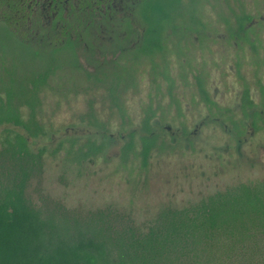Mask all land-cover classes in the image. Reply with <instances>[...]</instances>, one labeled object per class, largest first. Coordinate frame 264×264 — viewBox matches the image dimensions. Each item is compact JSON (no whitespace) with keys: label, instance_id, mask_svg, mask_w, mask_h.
<instances>
[{"label":"trees","instance_id":"16d2710c","mask_svg":"<svg viewBox=\"0 0 264 264\" xmlns=\"http://www.w3.org/2000/svg\"><path fill=\"white\" fill-rule=\"evenodd\" d=\"M30 1L33 7L37 0H0V125L13 124L26 132L5 129L0 140V264H264V178L226 185L183 206L164 204L141 223L114 204L71 207L50 194L44 186L45 150H33L28 141V136L44 132L42 93L56 80L68 84L75 94L104 91L108 118L98 115L95 98L90 96L81 115L90 125L107 129L118 119L127 127L131 116L126 95L138 90L141 68L150 81L148 97L141 105L139 129L130 130L121 146L123 166L136 159L147 168L152 150L167 145L160 140L154 119L173 112L183 116L178 81L199 96L211 115L222 117L242 135L244 118L254 125L264 121V57L250 38L254 26L247 25L253 16L222 13L228 39H235L241 51L236 62L243 115L239 118L211 96L204 65L197 66L193 58L182 63L178 57L177 69L172 71L168 60L181 49L168 47L179 25L169 11L180 0H142L144 32L133 63H129L133 51L127 48L105 63L97 61L95 69L78 57L91 50L82 41H89L93 22L88 14L78 13L88 12L90 0H79L77 5L69 0L68 6L54 0L59 12L52 20L29 12ZM66 7L69 11L63 12ZM182 18L187 23L180 24H189L186 30L200 23L193 12ZM199 35L205 41L204 30ZM242 41L253 48L251 78L244 71ZM253 86L259 92L258 102L251 96ZM165 96L168 100H163ZM103 149L104 142L93 137H69L57 144L54 153L64 151L63 164L70 170Z\"/></svg>","mask_w":264,"mask_h":264},{"label":"rangeland","instance_id":"374dc122","mask_svg":"<svg viewBox=\"0 0 264 264\" xmlns=\"http://www.w3.org/2000/svg\"><path fill=\"white\" fill-rule=\"evenodd\" d=\"M228 2L232 4L230 0ZM243 2L255 11L251 24L254 32L250 38L264 57V0ZM209 3L205 7L208 10L213 8ZM205 13L211 38H208L207 45L199 48L193 37L191 56L197 57L194 61L197 66H205L213 99L230 107L240 118L243 115L236 62L241 51L228 39L226 23L220 12ZM243 44L244 71L251 78V69L255 67L251 59L253 48L249 42ZM81 61L91 66L93 60L83 53ZM139 72L138 90L128 91L126 95L131 124L125 128L118 119H113L107 129H100L81 118L90 96L95 98L98 115L102 119L108 118V102L104 100L103 90H94L92 95L75 94L68 84L63 86L62 81H50L52 87L42 93L44 132L37 137L28 136L33 150H45L44 186L50 194L71 207L95 208L114 204L130 211L137 221L146 223L164 204L183 206L226 185L264 178V121L254 125L251 119L244 118L245 131L239 135L231 123L211 115L199 96L181 81H178V94L183 116L177 117L173 112L167 117L154 119L156 132L167 145L152 150L147 168H142L136 159L123 166L121 146L130 130L139 129L141 105L148 97L149 77L142 68ZM261 76L264 81V65ZM251 96L255 102L259 101V92L254 86ZM5 129L26 134L19 126L3 124L0 125V140ZM69 137L81 140L93 137L104 142V149L83 166L65 170V153L63 150L54 153V148Z\"/></svg>","mask_w":264,"mask_h":264},{"label":"flooded vegetation","instance_id":"af4514ba","mask_svg":"<svg viewBox=\"0 0 264 264\" xmlns=\"http://www.w3.org/2000/svg\"><path fill=\"white\" fill-rule=\"evenodd\" d=\"M74 4L79 0H72ZM178 7L170 9L169 12H174L173 15L176 18V22L179 23L177 34H173L170 37L168 47L171 49H181L180 54L172 53L170 59L168 60L169 64L172 66V71L177 68L174 67L178 63V57H181L182 63H187L193 58V62L197 58L196 56H191V50L194 48L192 45V39L196 41V45L199 48H202L204 44L207 45L209 37V24L207 22V17L205 12H220V17L224 20L222 13L225 12V16H232L231 12H248L253 17L251 21L247 22L249 26H252L254 20V14L243 0H180ZM214 1V2H212ZM63 6L65 4L69 5V0H58ZM209 2H212L209 3ZM64 3V4H63ZM91 6H88V12L83 10L79 12L86 13L89 16L92 25L89 28V41H82V44L88 48H91L89 52H86L87 55L93 60L92 65L88 66L86 63L82 62L84 65H87L91 69H95L94 65L98 64L97 61L105 63L106 59L116 58L122 53L123 49L130 48L133 51L129 56V63H133V55L137 52L134 49L139 45L143 38L144 27L140 19L141 13L144 12L142 8V0H90ZM212 5V9L208 10L205 8L207 4ZM32 5V1L29 3V7ZM39 5L40 8L37 6ZM47 6V7H45ZM57 4L54 3V0H37L34 6L29 9V12L33 11V14L41 13L43 18L48 16L52 20L59 12L56 10ZM183 7H185L183 9ZM54 8V9H53ZM78 7H76L77 9ZM87 10V9H86ZM69 8H64L63 12H68ZM49 12H53L50 16ZM175 12H178L177 15ZM181 12V13H180ZM191 12L195 13L199 17L200 23H193L192 29L186 30L185 25L189 24H180L187 23L182 16H187ZM228 12V13H227ZM235 21V18L233 22ZM203 22L206 24V28L203 29ZM131 23V25L129 24ZM190 23V22H189ZM203 30L206 33L205 41L200 40V35L203 34ZM171 32V30H168ZM229 38V33H228ZM234 42L235 46L238 48L239 44L235 39H230ZM244 41L242 45L244 46ZM78 45V44H77ZM91 47H90V46ZM182 51V52H181ZM83 54V53H82ZM81 60V54L78 56ZM138 60V59H137ZM161 61V59H158ZM91 64V63H90ZM141 72L138 73L137 79L139 81L141 77Z\"/></svg>","mask_w":264,"mask_h":264}]
</instances>
